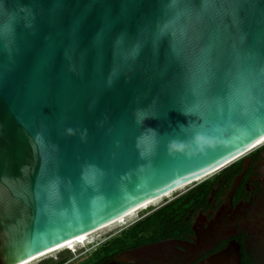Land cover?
Masks as SVG:
<instances>
[{
    "label": "water",
    "instance_id": "1",
    "mask_svg": "<svg viewBox=\"0 0 264 264\" xmlns=\"http://www.w3.org/2000/svg\"><path fill=\"white\" fill-rule=\"evenodd\" d=\"M263 138L264 0H0V264L201 181ZM239 258L229 241L194 264Z\"/></svg>",
    "mask_w": 264,
    "mask_h": 264
},
{
    "label": "flooded vegetation",
    "instance_id": "2",
    "mask_svg": "<svg viewBox=\"0 0 264 264\" xmlns=\"http://www.w3.org/2000/svg\"><path fill=\"white\" fill-rule=\"evenodd\" d=\"M207 187L205 198L187 209L180 226L122 249L111 260L122 264H194L229 241L239 245V260L248 264L264 260V146L211 178Z\"/></svg>",
    "mask_w": 264,
    "mask_h": 264
},
{
    "label": "trees",
    "instance_id": "3",
    "mask_svg": "<svg viewBox=\"0 0 264 264\" xmlns=\"http://www.w3.org/2000/svg\"><path fill=\"white\" fill-rule=\"evenodd\" d=\"M239 160L220 170L219 173L233 167ZM218 173V174H219ZM218 174L216 176H218ZM211 179H205L187 190L185 193L176 197L163 205L156 212L136 222L126 231L114 239H109L101 246L90 258L86 264H99L110 261L122 249H126L144 242L147 239H154L152 236L170 231V228H176L181 225L180 221L185 215L187 209L195 207L202 202L208 191L207 187ZM177 216L178 219L174 220ZM239 264H248L241 259Z\"/></svg>",
    "mask_w": 264,
    "mask_h": 264
},
{
    "label": "rangeland",
    "instance_id": "4",
    "mask_svg": "<svg viewBox=\"0 0 264 264\" xmlns=\"http://www.w3.org/2000/svg\"><path fill=\"white\" fill-rule=\"evenodd\" d=\"M263 146L264 143L259 147H257L256 149L261 148ZM254 150L250 152H253ZM247 155L248 153L242 156L240 159L246 157ZM218 173L219 171L202 179L201 181L205 179H211L215 177ZM201 181L184 186L181 189L176 190L167 197H164L158 200L157 202L151 204L150 206H147L143 210H139L135 212L133 215L129 216L128 218H125L121 222H118L116 224H113L109 227H106L100 231L93 233L92 235L87 237V239L83 242L71 244L65 248L44 255L40 257V259L39 258L35 259V261H31L28 264H86L90 256H92L101 246H103V244L106 241H108L115 235L117 236L118 233L124 231L134 221H138V219H140L142 216L146 215L147 213L165 205L166 203L175 199L176 197H179L180 195H182L187 190H189L190 188H192ZM255 264H264V260H260Z\"/></svg>",
    "mask_w": 264,
    "mask_h": 264
},
{
    "label": "bare ground",
    "instance_id": "5",
    "mask_svg": "<svg viewBox=\"0 0 264 264\" xmlns=\"http://www.w3.org/2000/svg\"><path fill=\"white\" fill-rule=\"evenodd\" d=\"M263 143H264V138L261 139L260 141H258L257 143H255V144L253 145V148H255L256 146L258 147V146L262 145ZM253 148H252V149H253ZM253 150H254V149H253ZM245 154H247V153H245ZM245 154H244V155H245ZM242 156H243V155H242ZM183 187H184V186H183ZM181 188H182V187H180V188H178V189H181ZM178 189H176V190H178ZM176 190H174V191H172V192H170V193H167V194H165V195H163V196H161V197H158V198H156V199H154V200H152V201H150V202H147V203L143 204L142 206L138 207L137 209H135V210H133V211L127 213V214L124 215V216L119 217V218L116 219L115 221H113V222H111V223H109V224H107V225H105V226H103V227H100V228H98V229H96V230H94V231H92V232H89V233H87V234H85V235H83V236H81V237H79V238H77V239H75V240H73V241H71V242H69V243L63 245V246H60V247L55 248V249H53V250H50V251H48L47 253H44V254H42L41 256L35 257V258H33V259H30V260H28V261H26V262H24V263H22V264H28V263L31 262V261H35V259H38V258L40 259V257H42V256H44V255H47V254H50V253H52V252H54V251L60 250V249H62V248H65V247H67V246H69V245H71V244H74V243L76 244V243L83 242V241H85V240L87 239V237H89V236L92 235L93 233H95V232H97V231H100V230H102V229H104V228H106V227H109V226H111V225H113V224H116V223H118V222H121V221L124 220L125 218H128L129 216L133 215L135 212H137V211H139V210H143V209L146 208L147 206H150L151 204L157 202L158 200H160V199H162V198H164V197H167L168 195H170L171 193L175 192ZM72 246H73V245H72Z\"/></svg>",
    "mask_w": 264,
    "mask_h": 264
},
{
    "label": "clouds",
    "instance_id": "6",
    "mask_svg": "<svg viewBox=\"0 0 264 264\" xmlns=\"http://www.w3.org/2000/svg\"><path fill=\"white\" fill-rule=\"evenodd\" d=\"M182 128H184L185 126H181ZM187 127H189V125H187ZM193 139L196 141V142H200L201 138L199 136H195L193 137ZM173 147L175 148V145H173Z\"/></svg>",
    "mask_w": 264,
    "mask_h": 264
}]
</instances>
